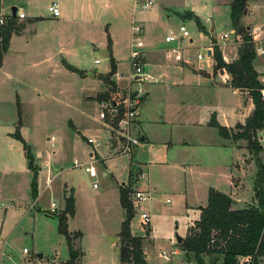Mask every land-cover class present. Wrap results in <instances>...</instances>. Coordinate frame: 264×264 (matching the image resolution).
Returning a JSON list of instances; mask_svg holds the SVG:
<instances>
[{"label": "rangeland", "instance_id": "obj_1", "mask_svg": "<svg viewBox=\"0 0 264 264\" xmlns=\"http://www.w3.org/2000/svg\"><path fill=\"white\" fill-rule=\"evenodd\" d=\"M0 1L4 14L11 15V9L16 7L26 15L27 19L23 23L18 20L17 25L27 26L29 41L28 52H19L15 58L8 56L0 67V264H62L68 259V250L58 230L57 214L64 208V197L73 191L77 215L70 229L85 233L86 244L100 231H107L113 240L125 219L118 187L123 183L124 189L128 187L130 169L133 175L142 168L147 173L146 165L140 162L157 159L162 150L155 149L159 151L155 152L157 154L139 152L133 157V147L130 154L118 155L113 150L121 146L122 124L115 128L98 119L96 103L116 97L118 100L131 86L133 90L138 89L135 82L130 86L127 80L131 71L132 27L143 25L142 50L154 48L165 52L169 65L166 67L175 68L177 62H183L189 71L213 72V78H219L211 58L199 62L196 56L203 54L202 48L214 43L215 38L230 34L229 3L232 0H154L156 9L151 13L156 15H149L150 10L141 8L145 0H89L87 5L82 0ZM53 1L78 6L69 16L56 19L48 13ZM260 1L248 0V4ZM188 14L199 18L205 32L198 30L193 19L183 20ZM249 20H242V24L251 28L263 26V21L253 25ZM180 24L189 31L190 38L166 44L168 31L174 32ZM232 39L230 34L228 41ZM240 44L241 39L217 48L221 56L231 59L237 56ZM56 45L65 48L66 54L58 53ZM262 47L264 49V45ZM103 51H108L109 55L103 57L100 54ZM95 60L100 63L94 64ZM112 60L116 69L111 77L117 84L115 94L109 93L110 87L101 80L111 71ZM154 61L148 59L145 65L143 63V73L152 75L155 81L151 82H158L160 69ZM68 64L82 71L85 77L67 69ZM254 65L261 71L264 55L255 56ZM158 86L161 84L146 85L144 89ZM87 92L94 93L86 98ZM105 92L109 93L108 99L99 100L97 97ZM214 97L215 116L227 124L232 122L234 111L244 108L241 97L230 88L218 89ZM17 127L37 165L36 200L31 195L33 174L28 170L23 144L11 136ZM197 131L203 143L192 148L188 166L185 169L152 166L150 178L156 194L151 192L150 201L143 202L138 209L132 206L135 213L129 228L133 236L143 238V252L147 255L144 259L148 264H199L192 254L180 249L177 239L186 236L189 224L197 219L200 206L206 205L209 189L226 194L242 205L249 203L253 195L257 162L255 155L247 151L246 142L234 143L239 149L224 142L227 147L220 149L209 145L219 138L215 129ZM134 133L138 135L136 125L131 129V134ZM258 136L264 148V131ZM88 138L97 140L99 146L93 148L86 141ZM110 141H113L111 146ZM138 146L142 148L141 144ZM260 158L264 162V154ZM90 163L96 171L95 178L84 171V166ZM236 178L242 185L240 191L234 186V182L238 184ZM94 183L96 188H93ZM146 188V178H139L138 190L143 192ZM251 200V204L256 203ZM54 202L57 207L49 212ZM140 211L150 213L147 225H142ZM81 246L80 240L74 241L75 248ZM174 250L179 252L178 256L167 261L162 259V252ZM102 252L111 255L115 250L105 247ZM202 261L220 264L221 256H203Z\"/></svg>", "mask_w": 264, "mask_h": 264}, {"label": "trees", "instance_id": "obj_2", "mask_svg": "<svg viewBox=\"0 0 264 264\" xmlns=\"http://www.w3.org/2000/svg\"><path fill=\"white\" fill-rule=\"evenodd\" d=\"M1 2V1H0ZM247 0H232L229 3L230 23L232 30L241 36V44L237 50L236 59L228 64L222 61L219 48L214 46L213 66L214 72H221L225 69L230 77V85L234 89L247 92L253 104L251 113L247 116L244 124H236L233 128L221 126L214 115L210 118L209 127L217 130L219 137L231 140L246 142L247 151L255 155L257 162V173L253 183L255 204H250L244 209L232 208L233 199L217 191L209 189L207 203L200 208V216L196 222L187 230L186 236L178 243L180 249L186 254H192L199 264L203 256H221L220 264H238L241 258L250 257L253 263H258L264 257V162L261 155L264 149L260 144L259 133L264 131V104L260 98V91L263 88L258 81V73L255 71L252 62L255 59L251 37L242 19L246 14ZM7 24L0 26V67L3 57L8 50L12 35L20 30L17 25L18 19L10 17ZM193 19L198 30L205 32L195 14H188L183 20ZM215 43V41H213ZM108 43L110 40L108 39ZM111 71L101 77V80L110 87L109 93L116 92V87L111 77L116 73L114 61H111ZM66 68L82 75V71L70 65ZM109 93L100 94L99 100L108 99ZM117 99V97H116ZM114 99L115 104L117 100ZM119 115L113 120H106L110 125L117 128L122 116ZM23 144L24 158L27 161L28 170L33 174L31 195L33 200L37 198V165L33 160L30 147L23 142L19 134V127L11 135ZM128 187H118L120 206L125 211V219L120 225L119 233V262L120 264H148L144 259L143 238L133 236L129 224L135 213L130 201V192L136 182L137 175H133L131 169L128 171ZM75 199L73 191L64 199V208L58 217V230L64 236L68 259L62 264H81L84 255L82 248H75L74 241L80 240V232L69 233L67 222L74 216ZM148 235V232H146Z\"/></svg>", "mask_w": 264, "mask_h": 264}, {"label": "crops", "instance_id": "obj_3", "mask_svg": "<svg viewBox=\"0 0 264 264\" xmlns=\"http://www.w3.org/2000/svg\"><path fill=\"white\" fill-rule=\"evenodd\" d=\"M84 1H85L84 5H87L89 3V0H82L81 2ZM53 2H56L59 7V16L57 17L58 19L62 18V16L67 17L70 14L74 13L78 6L77 3L71 4L68 2L66 5L63 3L59 5L58 1H53ZM84 5L81 4L80 8H82ZM0 6H1V2H0ZM155 9L156 8H154L153 5L152 8L146 10H150L149 15H153V14L156 15L155 13H151L154 12ZM15 18H17L22 23L24 20L27 19L26 15L23 12L20 13L17 8L15 13ZM247 18L250 19L249 21H251L253 25H258L262 21L264 24L263 0L250 6L247 0L246 14L242 20L245 21V19ZM33 23L35 22H32V24ZM141 26L143 27L142 24ZM246 27L251 28V26L249 25H246ZM26 29L27 26H25V24H22L20 30L12 35L8 50L3 57V61L6 60L8 56H13L15 58V56H17L19 52L29 51L28 49L29 41L27 40L28 36H26V34H28L27 33L28 31H26ZM212 30L213 28H211V31ZM34 38L35 36L32 37V39ZM56 48L58 53L62 52V54L64 53L66 54L65 48L59 45H56ZM144 50L146 52V57L143 60L144 65L146 64V61H148V59L155 60L154 62L156 68L160 69V72H158V75H160L159 76L160 81L147 82L146 80H142L144 82H140L139 84H137L138 88L141 87L145 91V95L140 103L141 105L137 112V118H136V127H137L138 135L141 139L140 144L142 145V148H139V146L135 147L131 156L134 157L139 152H143V153L152 152L153 154H157L155 153L157 151L155 149L164 150V151L159 150L160 152L157 151L159 152V155H157L158 156L157 159L154 157L151 161L144 163L140 162V164L146 165L145 167L147 173H144L142 168L141 170L138 171L137 176H135L137 180L133 184V188H136V191H139L138 181L139 178H141L139 174L143 173L144 177L142 178L143 179L146 178V183H147L146 191L143 192H147L149 194L150 198L148 199V201H150V199L152 198V193L154 192V194H156L155 192L157 190L154 186V182L150 178L151 177L150 171L152 169V166L159 168L161 166L165 168L172 167L174 169H179V168L185 169L186 166H188V162H190L189 158L192 148L195 145L201 146L203 143L201 142V138L198 136L197 130H200L201 128H208L210 130L215 129L214 127H209V122L211 120L210 118L212 117V115H214L215 119L221 126L230 129L233 128L236 124H244L245 120L247 119V116L251 113L253 109V104L247 92H243L238 89L232 88L229 82L227 83L220 82L219 79L221 78H220V73L218 71L216 73L219 75V78H213L212 75L213 72L209 74L202 70H200L199 72L195 70L189 71L187 68V64L183 62H177L175 68L166 67L169 65L165 61L166 60L165 52L161 53L159 52L158 49L156 50L154 48H146ZM104 53H107V56L109 55L108 51L100 52V54L103 57H104ZM34 57L35 55L33 56V58ZM99 63H100L99 60L94 61V64H99ZM254 63H255V59L252 62V65L255 71L258 73V81L260 83V79L264 74V67L261 71H258ZM212 66H213V60H212ZM213 70H214V66H213ZM89 75L92 78L95 77L94 74H89ZM80 76L85 77L83 72L82 75ZM144 76L153 79L152 75L146 74L145 72H144ZM153 81H155V79H153ZM229 81H230V77H229ZM113 82L117 86L116 82L115 81ZM157 83L158 84L160 83L161 86H158L157 88L155 87L150 88L149 90L144 89L146 85L152 87L155 86V84L157 85ZM220 88H227V89L230 88L231 92L236 95L238 94L243 101L244 108L240 109L239 111L233 112V115L230 118L232 119V122L230 124L225 123L223 119L215 116L216 112L214 111L215 110L214 96L216 95V91ZM93 93L87 92V94L84 95V97L86 98L90 97L92 96ZM217 137H219L218 133H217ZM261 140L262 138L260 137V141ZM224 142H229L230 144L236 147V144H234L231 140L228 141L221 137L216 138V140L209 145L212 147L215 146L217 148L224 149L225 147H227L224 144ZM243 158L245 159V161H247V155L244 154ZM102 175L105 176V173H103ZM236 180H238V184L234 182V186L236 187V190L240 191L242 190V185L240 184L238 178H236ZM121 185H124V183ZM66 197L68 196H65L64 198ZM252 198L254 199V189L251 199ZM251 199L249 203H244V205L239 204L236 200L233 199L232 208L234 209L247 208V205L251 204L252 201ZM238 205H242V206H238ZM201 207L204 206H200V208ZM200 211L201 210H199L197 219L200 216ZM74 212H75L74 216L68 219L67 229L71 234H73V232H80L82 234L80 241L84 256L83 259L81 260V264H120L119 246H118L120 231L115 232V239L113 240H110L109 235H107L108 233L107 231L105 232L100 231L93 236V241L91 243L86 244L85 239L87 235L85 233L81 232L80 230L70 229V225L74 220L75 216L77 215L75 208H74ZM197 219L193 220L190 224L196 222ZM190 224L189 227L191 226ZM105 247L111 250L114 248L115 250V252H113L114 254L105 255L102 252V249H104ZM146 257L147 255L145 253V258ZM263 262H264V257L261 258L258 263H263Z\"/></svg>", "mask_w": 264, "mask_h": 264}, {"label": "built area", "instance_id": "obj_4", "mask_svg": "<svg viewBox=\"0 0 264 264\" xmlns=\"http://www.w3.org/2000/svg\"><path fill=\"white\" fill-rule=\"evenodd\" d=\"M154 5V0H145L141 4V8L146 10L152 8ZM48 13H50L51 17L57 18L59 16V7L56 2H52L48 7ZM11 15L4 14L1 6H0V26L5 25L8 23V21L11 19ZM249 30V36L251 37L252 47L254 50L255 56H263L264 55V24L261 27H253V28H247ZM132 33H133V44H132V52L130 54V68L131 71L127 77L128 84L131 86L133 82L135 84H139L142 80H146L147 82H151L150 77L144 76L143 73V60L146 57L145 50H142L143 43L141 40V34H142V26L141 25H135L132 27ZM230 34L233 35V39L231 42L228 40L230 39ZM230 34H223L220 35L218 38H215V43H209L207 46H204L202 49L204 50L203 54H198L196 56L197 61H202L203 59H210L213 56V50L214 46H220L221 44L226 43H237L241 36L237 34L235 30L230 31ZM184 38H190V33L187 31L186 27L183 24H180L177 29L173 31H168L167 35L165 36V43L166 44H174V42L179 43ZM192 41L190 40V43ZM175 50V49H174ZM176 51V50H175ZM207 53H210L208 56ZM236 59L235 57H232L231 59H227L224 55H222V61L225 64H228L229 62H232ZM98 62V61H96ZM220 73V77L222 79L223 83L229 82V77L223 69ZM117 76H120L117 74ZM260 83L262 84L263 88L260 91V98L264 104V74L260 79ZM132 87V86H131ZM127 89L126 95L122 96V98L118 99L115 104L114 100H105L100 101L99 103H96L98 106V119L102 122H105L106 120H113L119 115V110L121 109L122 116L119 120L120 126V139L121 146L119 148L114 149V153H117L118 155L129 153L133 147H136L140 144L141 139L139 135L131 134V129L133 126L136 125V118H137V112L140 108V103L145 95V91L140 87L137 90H133L132 88ZM86 141H88L89 144L93 146V148H97L99 146V142L95 139L88 138ZM110 146L113 144V141L109 142ZM91 156V154H90ZM84 171L87 173L88 176L91 178H95L96 171L93 168L92 164L90 163L88 166H84ZM140 177H144L143 173L139 174ZM96 183L93 184V188H96ZM150 198L149 194L147 192H140L133 190L130 192V201L132 206L136 209L140 207V205L143 204V202L148 201ZM169 201L167 200V203ZM56 203L51 204V210L50 212H53L56 208ZM139 217L141 220L142 225H147L150 223V213L149 212H142L140 211ZM25 253H28L26 249H24ZM179 252L177 250H174L172 252H162L161 256L163 260H170L172 256H178ZM240 262L238 264H253V260L250 257H244L239 260ZM40 264V263H39Z\"/></svg>", "mask_w": 264, "mask_h": 264}, {"label": "water", "instance_id": "obj_5", "mask_svg": "<svg viewBox=\"0 0 264 264\" xmlns=\"http://www.w3.org/2000/svg\"><path fill=\"white\" fill-rule=\"evenodd\" d=\"M15 13H16V7H13L11 9V17H15ZM207 54H208V56L210 55V53H207ZM104 56H107V53H104ZM180 240H181V238L179 237L177 239V243H180ZM144 257H145V254H144Z\"/></svg>", "mask_w": 264, "mask_h": 264}]
</instances>
